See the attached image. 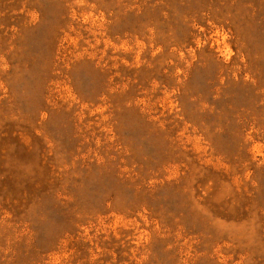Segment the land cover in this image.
Instances as JSON below:
<instances>
[{
    "label": "rangeland",
    "instance_id": "rangeland-1",
    "mask_svg": "<svg viewBox=\"0 0 264 264\" xmlns=\"http://www.w3.org/2000/svg\"><path fill=\"white\" fill-rule=\"evenodd\" d=\"M0 264H264V0H0Z\"/></svg>",
    "mask_w": 264,
    "mask_h": 264
}]
</instances>
